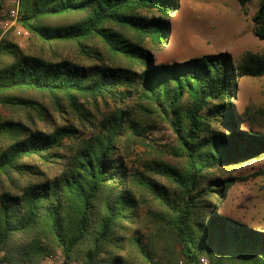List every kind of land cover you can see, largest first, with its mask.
I'll return each mask as SVG.
<instances>
[{"label":"trees","instance_id":"trees-1","mask_svg":"<svg viewBox=\"0 0 264 264\" xmlns=\"http://www.w3.org/2000/svg\"><path fill=\"white\" fill-rule=\"evenodd\" d=\"M13 9L0 0L2 261L264 264V232L216 211L223 171L264 158L233 105L264 55L157 63L178 0H20L48 50L29 54L2 35ZM252 23L264 41V0Z\"/></svg>","mask_w":264,"mask_h":264},{"label":"rangeland","instance_id":"rangeland-1","mask_svg":"<svg viewBox=\"0 0 264 264\" xmlns=\"http://www.w3.org/2000/svg\"><path fill=\"white\" fill-rule=\"evenodd\" d=\"M262 1L251 0L244 12L238 0H178V9L168 19V40L154 55L155 61L172 64L221 52H228L235 59L250 53L264 55V41L259 40L252 30V17ZM2 32L26 53L38 55L48 52L46 47L28 36L17 21L4 23ZM62 50L60 48V52ZM237 95L238 99L233 100L237 113L256 122L253 126L241 124V129L264 133V77L240 80ZM157 137L162 140L167 134H158ZM143 151L139 147L138 155ZM260 169H264V158L224 170L223 178L236 179L222 206L231 215L216 211L264 232V176H254ZM2 257L0 253V262H3ZM62 263L61 254L57 253L44 264Z\"/></svg>","mask_w":264,"mask_h":264},{"label":"built area","instance_id":"built-area-1","mask_svg":"<svg viewBox=\"0 0 264 264\" xmlns=\"http://www.w3.org/2000/svg\"><path fill=\"white\" fill-rule=\"evenodd\" d=\"M19 1L20 0H11L12 4L14 5V9L12 10L11 16L13 18V22L17 21L18 17H19ZM0 264H7L6 262H0ZM201 264H208V260L207 259H203L201 261Z\"/></svg>","mask_w":264,"mask_h":264},{"label":"bare ground","instance_id":"bare-ground-1","mask_svg":"<svg viewBox=\"0 0 264 264\" xmlns=\"http://www.w3.org/2000/svg\"><path fill=\"white\" fill-rule=\"evenodd\" d=\"M221 216L229 218L226 214L221 213Z\"/></svg>","mask_w":264,"mask_h":264}]
</instances>
